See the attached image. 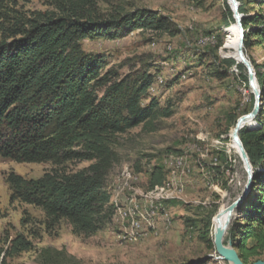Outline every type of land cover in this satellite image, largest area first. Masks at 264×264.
<instances>
[{
  "label": "rangeland",
  "instance_id": "rangeland-1",
  "mask_svg": "<svg viewBox=\"0 0 264 264\" xmlns=\"http://www.w3.org/2000/svg\"><path fill=\"white\" fill-rule=\"evenodd\" d=\"M262 1L234 3L250 16L264 12ZM53 4L54 0H0V40L16 19L52 11ZM98 6L107 15L152 12L168 27L82 42L84 52L102 57L105 71L111 70L116 78L134 79L145 71L153 75L155 90L149 88L141 103L155 100V114L149 124L110 138L119 157L106 179L110 220L90 237L74 235L64 220L53 224L37 207L11 202L6 182L10 173L36 180L52 164L0 157V264H228L203 237L207 232L213 244L220 209L232 207L247 182L241 156L231 143L237 121L257 106L254 127L264 122V93L260 91L256 100L245 65L232 56L233 52L237 57L228 30L236 23L227 20L228 0H98ZM251 43L243 48L244 55L263 73L264 42L252 38ZM87 166L73 162L65 169ZM155 168L163 180L156 188L167 192L154 204L159 210L149 221L147 195L156 188L149 189L148 183ZM125 205L135 209L134 219L121 215ZM240 216L237 212L225 231L224 246H233L231 235L238 237L232 230L238 228L234 221ZM135 221L138 230L133 228ZM257 261L264 262V253L248 264Z\"/></svg>",
  "mask_w": 264,
  "mask_h": 264
},
{
  "label": "trees",
  "instance_id": "trees-1",
  "mask_svg": "<svg viewBox=\"0 0 264 264\" xmlns=\"http://www.w3.org/2000/svg\"><path fill=\"white\" fill-rule=\"evenodd\" d=\"M227 10V20L235 24L233 11ZM244 12L239 5L247 49L252 38L264 42V12ZM138 29L168 27L152 12L107 15L98 0H54L52 11L16 19L0 40V157L53 165L36 180L10 173V200L41 209L53 224L66 221L77 236L90 237L110 220L106 179L119 161L110 138L149 124L157 107L155 100L141 103L153 75L145 71L134 79L116 78L105 71L102 57L84 52L82 42L121 39ZM249 61L264 93V72ZM259 123L260 128L244 127L238 133L253 171L252 187L238 208L239 222L234 221L238 228L232 234L238 237L231 235L244 264L264 253V122ZM73 162L88 166L67 171L65 165ZM162 183V172L155 168L148 188ZM203 239L215 251L207 232Z\"/></svg>",
  "mask_w": 264,
  "mask_h": 264
},
{
  "label": "water",
  "instance_id": "water-1",
  "mask_svg": "<svg viewBox=\"0 0 264 264\" xmlns=\"http://www.w3.org/2000/svg\"><path fill=\"white\" fill-rule=\"evenodd\" d=\"M228 4H229V6H230V8L233 11V14L235 16L236 27L238 28L239 34H240V36H239V46L240 47H239L238 55H239V58L241 60V63H243V65H245V67L247 69L248 77H249L251 84H252L254 96H255L256 100H259L260 88H259L258 82L256 80L252 64L250 63V61H248V59L245 57L244 52H243L244 30H243L242 25H241V16L238 13V6L234 3V0H228ZM257 111H258V107L255 106L251 114L244 116V117H241L237 121L236 127L234 128V131L232 134L233 143L235 144V146L237 147V149L241 155L243 165H244L246 172H247V182L245 184V187H244L240 197L237 199L235 204L229 208L228 218L226 220V223H225L223 229L214 236L213 245L215 247V250L222 257V259L224 261H226L228 264H244L231 244H228V246L223 245L222 236H223L225 230L228 228V226L231 222V214H233L234 212H236V213L238 212L239 206L241 205L243 199L246 197L247 193L250 191V189L252 187L253 171H252V168L249 164L246 152H245V150L241 144V141L239 139L238 132L242 127H244V126L247 127V123H249L250 121L255 119ZM253 264H264V262L257 261Z\"/></svg>",
  "mask_w": 264,
  "mask_h": 264
},
{
  "label": "bare ground",
  "instance_id": "bare-ground-1",
  "mask_svg": "<svg viewBox=\"0 0 264 264\" xmlns=\"http://www.w3.org/2000/svg\"><path fill=\"white\" fill-rule=\"evenodd\" d=\"M230 32V34L232 35V40H231V45L230 47L236 52V56L237 58L239 59V61L241 62L240 58H239V55H238V51H239V30L236 26H233L232 28H230L228 30ZM207 42V40L205 41ZM162 79V78H161ZM158 80V78H157ZM163 81V80H162ZM158 82V81H157ZM153 87V84L152 86L150 87V89L153 91L155 90ZM255 126V123L252 121H250L249 123H247V128H253ZM240 131V130H239ZM239 133V132H238ZM232 147L233 149L236 151L237 154L240 155L237 147L235 146V144L233 143V140H232ZM241 156V155H240ZM166 192L167 190L164 189V188H156L152 193L150 192L147 197L150 198L151 201H149L150 203V208H151V211H150V214H149V221L151 219V217L159 210L158 209V205H154L155 203L159 202V200H163L165 199L166 197ZM147 198V199H148ZM170 199V198H169ZM148 205V204H147ZM120 213L122 216L124 217H129V218H132L134 219L132 216H137L136 213H135V209L134 208H131L129 207L128 205H125L121 210H120ZM228 213H229V209L226 208V205H223L222 208L220 209L219 213H218V216H217V219L214 223V236L220 232L225 223H226V220L228 218ZM237 213L234 212L233 214H231V221L235 218V215ZM133 228L135 230H138L139 228V223L138 221H135L134 224H133ZM227 230V229H226ZM225 230V231H226ZM225 234V232H224ZM223 234V235H224ZM223 237V236H222Z\"/></svg>",
  "mask_w": 264,
  "mask_h": 264
},
{
  "label": "built area",
  "instance_id": "built-area-1",
  "mask_svg": "<svg viewBox=\"0 0 264 264\" xmlns=\"http://www.w3.org/2000/svg\"><path fill=\"white\" fill-rule=\"evenodd\" d=\"M204 39V38H203ZM203 39H200V40H203ZM125 226H129V220L127 219L126 220V224H125Z\"/></svg>",
  "mask_w": 264,
  "mask_h": 264
}]
</instances>
